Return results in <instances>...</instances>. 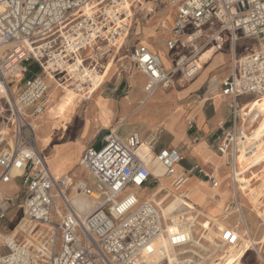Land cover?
Returning a JSON list of instances; mask_svg holds the SVG:
<instances>
[{
    "label": "built area",
    "instance_id": "2783aa9c",
    "mask_svg": "<svg viewBox=\"0 0 264 264\" xmlns=\"http://www.w3.org/2000/svg\"><path fill=\"white\" fill-rule=\"evenodd\" d=\"M130 1L0 0V95L10 79L27 71L28 63L39 69L22 79L0 138V185L18 179V206L29 223L26 231L19 229L10 239L3 238L0 229V246L5 249L0 251V264H172L173 254L189 240V225L183 221L178 229H169L171 218L161 208L165 199H186V181L192 176L204 178L211 187L218 184L197 163L183 167L179 148L156 149L158 130L145 139L150 150L145 158L138 152L143 142L138 132L121 138L108 129L98 148L90 144L83 151L79 166L87 172L86 178L53 175L38 147L30 118L46 109L48 78L87 100L105 69L104 47L120 46L129 32ZM168 3L175 13L165 45L188 52L183 62L177 55L166 69L146 46L132 47V62L145 76V98L175 81L192 79L198 71L192 62L199 46L211 44L221 50L226 40L233 43L227 70L217 86L219 95L228 98L230 114L214 133L212 146L235 178L239 156H250L264 143V130L253 134L264 119V0ZM206 26L212 31L206 32ZM240 38H253L256 44L237 55L235 44ZM188 125L191 128L193 121ZM151 157L162 167L170 187L157 202L141 198L138 192L150 184L160 185L159 176L148 165ZM13 171L18 173L12 175ZM82 199L91 204L81 206ZM12 202V195H0V223ZM233 210L240 212L236 198L224 207L225 213ZM212 231L220 248L239 240L234 228L213 225ZM215 259V254L205 253L206 264H218ZM180 264L190 263L182 259ZM230 264L243 263L239 258Z\"/></svg>",
    "mask_w": 264,
    "mask_h": 264
},
{
    "label": "crops",
    "instance_id": "0c3cea01",
    "mask_svg": "<svg viewBox=\"0 0 264 264\" xmlns=\"http://www.w3.org/2000/svg\"><path fill=\"white\" fill-rule=\"evenodd\" d=\"M135 45L136 44H132L131 46L133 47ZM141 45L147 46L146 44H142V41ZM147 48L154 52L159 59L161 54L166 57L168 65L165 66L161 62L164 68L170 69L173 66V62L170 63L169 58L162 49L154 47L149 48L148 46ZM174 60L175 58L173 61ZM136 72L137 73L133 74L130 78L129 83L122 84L121 80H117L116 83L112 84V88H104L101 90L100 94H98L99 87L93 95L87 98V100H84L80 106L76 107L71 116V120L68 122V126L63 128H67L64 132H61L60 130L53 131L51 127L52 123L50 122L43 123L41 125L38 131L39 137L44 138L49 134L52 135L49 146L44 150H40L44 157L47 156L46 162L51 173L55 176L71 174L75 177H82L79 176L81 173L82 175L86 174L87 177L88 174L79 166V161L83 151L90 144H94L95 141L102 136L100 133L101 130H108L111 128L115 130L121 138H125L131 132L136 131L139 133L141 138L146 140L150 138V135L154 131L158 130L159 139L155 145L156 149L161 147L179 148L184 156L186 165H190V163H197L201 165L203 169L212 173L217 178L219 183L216 188H213L207 182L199 181L198 177L192 176L190 177V181L187 186H185V189L188 188L186 199L166 198L165 203L161 206V208L164 216H169L171 218L169 229H176L181 225V223H183V221H185L189 225L188 236L190 234V237H192V225H195L200 228L202 233L205 235L210 234V236L217 242V235L212 231L213 225L216 224L219 228H234L237 230L238 235L245 234V238L240 241L238 240L236 244L230 245L226 249L224 248L225 250L221 256H216V254L220 253L222 250L219 249L220 246L217 242L218 246L212 249L208 248L207 251H203V255L199 254L198 258L201 261L205 260V253L209 252L211 254H215V260H217L218 264H230L233 260L239 258H241L243 264H246L245 258L247 253L254 252L258 257V263L264 264V260H262V258H260L252 249L249 250L243 257H236L232 259L233 252L238 249V247H244L250 243V237H252L258 244V247L264 256V251L262 250L264 245V224L262 229V226L256 223V218L253 213L250 210H246L243 211L245 214L244 221L246 223V227L244 229V226L240 224L242 229L241 231H238L237 226L232 224L233 221H231L230 218L235 217L237 214H240V212L236 210H233L230 213L224 212L225 216L222 212L225 205L231 201L234 184L230 181L229 167L225 164L223 157H220L212 146V139L214 133L218 129V126L229 117L230 109L226 103L228 98L221 97L216 93L213 94L210 90L207 91L206 94L200 96L199 100L187 99L178 96L168 99L162 98L161 96L157 98H145L144 95L141 97L138 93L132 94V83L135 81L139 71L137 70ZM144 83L145 80L141 85L142 91H144ZM122 86L127 88V91L124 92V88H120ZM118 93H120V96H118ZM243 99L244 98L241 100ZM6 109V111L9 112L8 108ZM2 112L4 111H0V138L2 136V131L5 130L7 124L5 117L1 115ZM190 120L193 121V126L191 128L188 125ZM124 126L126 129L122 130ZM263 130L264 129H260L258 135H260ZM119 131H121V133H118ZM255 131H253L254 135ZM145 150L148 153L150 152L149 149L142 148L139 154ZM263 153L264 144H262L261 147H259V149H257V151L250 156L245 157L243 154L239 156L238 169L246 168L247 171L245 170L240 176L237 175L234 178L236 181L238 197L241 194L240 186L254 176L255 171H252V169L258 165L261 166V169H258V171L264 169V165L262 166L264 159L259 163H256L253 167H248ZM149 161V167L155 171L153 175L159 176V178H161L164 182L166 181L165 183H168V178L160 174L162 168L157 166L156 161H153L152 157ZM222 163L226 165L228 170L225 174L218 175L216 167ZM180 167L181 165L179 168ZM242 176H245L246 178H243ZM12 186H14V182L1 184L0 195H3L2 197L9 195L3 192L6 188H10ZM17 189L19 190L18 187ZM141 189L145 192L143 199L148 201L157 202L164 196L162 193H158L157 187L152 184ZM146 189L148 191H146ZM188 197H192L194 202L189 201ZM168 200L173 201V203H169L170 201ZM242 209L244 210L243 206ZM248 212H251L250 219L248 217ZM181 213H184V215L190 217V219L186 220L185 216ZM178 214L183 215V218L179 219L181 216ZM213 219H217L218 222L214 223ZM234 219H238V217ZM201 226L211 229L206 231L202 229ZM188 241L196 243L193 237ZM198 245H200L199 249H204L200 242ZM244 250H246V248H244ZM229 258H231L230 261ZM182 259H185V261H188L190 264H198L190 257Z\"/></svg>",
    "mask_w": 264,
    "mask_h": 264
},
{
    "label": "rangeland",
    "instance_id": "374dc122",
    "mask_svg": "<svg viewBox=\"0 0 264 264\" xmlns=\"http://www.w3.org/2000/svg\"><path fill=\"white\" fill-rule=\"evenodd\" d=\"M149 3L153 4L155 7V15L152 17L150 23L146 24L142 19V17L148 18V17H150V15L144 16V14H142V12H140V9H139L140 4H136L134 7H132L133 16H132V20L130 22L129 32L127 34V37L124 39V42L121 44L120 47L117 46L115 48H110V49L105 48L107 51L105 50V54L103 55L102 60L104 62V66L110 65V68L108 70V74L102 80V81H104V80L105 81L100 86V88L98 90V94H100L101 90L104 88H106V89L112 88L113 87L112 84L116 83L117 80H121L122 84L123 83H129L132 75L137 73L136 72L137 70H136L135 66L133 65V62L131 59V49H132L131 45L132 44H136V45L141 44V41H142V44H146L149 48L154 47L157 49H162L164 51V53L166 54V56L169 58L170 63L173 62V59L176 58L177 55L181 54L180 55V57H181L180 61L183 62L182 56H184L188 52V49H185V51H183V52H181L179 49L169 50L165 47V44H164L166 42L167 38H169L171 36L169 29L171 27V24L173 21V16L175 13L174 7L172 9H170L168 16H167L168 22H166L165 21V19H166L165 18V11H164V13H162V11L160 9H164L165 7H169L168 0H149V1H145V4L143 3L144 5L142 4L140 7H144L146 4H149ZM204 28L206 29V32H210L213 29L212 27L208 28L207 26ZM206 32H205L204 36H206ZM224 35L227 37L226 33ZM201 39H203V38H201ZM255 44H256V40H254L253 38H240V39H238V41L235 44V49H236L237 55L244 53V51L246 50L245 48H250ZM210 45L211 44L203 45L202 47L198 45L199 46L198 47L199 53L198 52L196 53V56L194 57V59H196L197 56ZM231 50H232V46H231L229 40H226V42H224V44H223L222 49L220 51H217L214 55V58H212V60L208 64H205L203 69L200 70V72H198L197 75H195L192 79H190L189 81L184 82V83L180 82V81H177V82L175 81L174 84L166 90L165 89L164 90L158 89L151 96V98H157V97L161 96L162 98L168 99V98H171L174 96H178V97H184L187 99H198L199 100L200 96H202L203 94H206L207 91H209V90L211 91L218 86L220 79L223 77L224 73L227 70L228 60L230 58ZM84 54H86V52H84ZM160 59H161V62L163 63V65H165V66L168 65L166 57L164 55L161 54ZM38 72L39 71L37 69V65L35 63L31 62V63L27 64V71L23 75L18 73V74H16V78L10 79L9 80V84H10L9 87H10L11 97L12 98L16 97L18 89L20 88L21 83H22L21 79L28 78V77H30V76L34 75L35 73H38ZM178 77H179V74L177 73L175 78H178ZM144 80H145L144 75L138 72V74L135 78V81L132 83V87H133L132 88V94L138 93L141 97H143L145 95V92L141 90V85L144 82ZM120 88L123 89L124 87L122 86ZM126 89L127 88H124V92L127 91ZM52 90L54 91V93L52 95L48 96V92H50ZM48 92L46 95V109L44 111H42L41 114L34 117L33 119L30 118V122H33V125L35 127L36 136L38 135V131L44 122L45 123H49V122L53 123L54 120L60 116V113L62 112L63 108L67 104L69 94H71L70 91H66L60 87H56V83H54L53 81H51L49 83ZM71 92H73V91H71ZM218 92H219V90H218ZM93 93H95V92H93ZM93 93L91 95H93ZM122 95H124V94H122ZM118 96H120V93H118ZM246 98H249V97H245V99ZM81 104H82V102H81ZM8 107H9V103L7 102L6 98L1 97L0 98V111H4L1 113V115L5 117L6 121L8 120V117H9V115H8L9 112L6 111L7 110L6 108H8ZM31 111H32V109L29 108L26 112L29 114ZM66 129H61L60 131L64 132ZM125 129H126V127L124 126L122 128V130H125ZM256 129H258V130H256L254 133L257 136L260 132V129H264V119L260 122L259 126ZM106 131H107V129L101 130L100 133L103 135ZM121 131H119L118 133H121ZM93 145L98 148L100 146V138L97 141H95V143ZM42 149L44 150L45 148H42ZM145 151L141 152V155L144 156L145 158H148V154H147L148 152L147 151L145 152ZM185 163H186L185 160H183L181 165L183 167L188 166ZM190 164H193V163H190ZM263 165H264V163H262V166ZM258 169L259 170L261 169L260 165H258L257 167H254L252 169V171H255L254 176L252 178H250L248 181H246V183H243L242 186H240L241 194L239 196V200L241 202V210L242 211L250 210L253 213L254 217L256 218V223L260 224V226H262V229H263V223H262L263 220L261 219L262 216H260V215L264 214V190H263V195L257 197L256 200H254V199L252 200V197H251V191L253 190V188L256 189L258 186L259 187L261 186L262 189H264V169H262L261 171H258ZM227 170H228V168L226 167V165L224 163L219 164L216 167V171H217L218 175L225 174L227 172ZM151 171L153 173H155V171H153L152 169H151ZM206 171H208V170H206ZM160 174L163 176V169H161ZM79 176L86 178V174L82 175L80 173ZM245 176H242V177L246 178ZM200 179L204 180V178H202V177H200ZM200 179H198V180H200ZM18 184H19V181L17 179V180H15L14 186H12L10 188H6L5 191L3 192L5 194L12 195V198H13V202L10 203V209L8 211H6V217L0 223V229L3 233V235H5V234L7 235L9 233H14V235H15V233L17 231H19V229L20 230L23 229L26 231L28 228V226H27L28 223L25 220V218H23L22 211L20 210V208L18 206L19 202H20V198H21V193L17 189ZM161 185H163V184L161 183ZM157 189H158V193H161L164 189L166 190L164 185L158 186ZM146 191H148V190L146 189ZM144 195H145V192H143L142 189L139 190V196L141 198H144ZM193 200L194 199L192 197L189 198V201L194 202ZM168 201H170V200H168ZM231 201H233L232 198H231ZM169 203H173V201H170ZM242 206L244 207V210L242 209ZM223 210L224 209H222V212L224 213ZM251 212H248L249 219L251 218ZM181 214L184 215V213H181ZM181 214H178L181 216V218H179V219L183 218L182 217L183 215H181ZM184 216H185L186 220L190 219V217H187L186 215H184ZM224 216H225V213H224ZM244 216H245V214H244ZM236 217H238V219H234ZM197 220H199V219H197ZM230 220L233 221L232 224H235V226H237L238 231H241L242 226L240 224L243 225V223H242V220L240 218V214H237L233 218L231 217ZM213 221H214V223L218 222L217 219H213ZM201 233L202 232L200 231L199 227L192 225V237H193L194 241H196V243L192 242L193 240L190 242L187 241L185 246L176 250V252L173 254V257L171 258L172 264H180L179 261H181L182 258H186V257L192 258L198 264H206L204 262V260L201 261L198 258V255L199 254L203 255V253H204L203 251H207L208 248H211V249L215 248L216 246H218V244L213 239V237L210 236V234L205 235L204 233H202V234ZM244 235H242V234L239 235V241L242 240L243 238H245ZM24 237L27 238L26 235H24ZM192 237H190V234H189V240ZM199 242L204 247L203 250L199 249V247H200V245H198ZM255 246L257 248H259L257 243H255ZM244 248H246V250H244ZM219 249H222V250L220 251V253H217L216 256H221V254L225 250L224 248H219ZM251 249L256 252V250L254 249V246L250 243H248L247 246L245 245L244 247H238V249H236L233 252L232 259L236 258V257H243ZM262 250L264 251V245L262 247ZM0 251L5 252V249L2 246H0ZM260 252L262 254V251H260ZM230 260H231V258H229V261ZM245 263L246 264H259L257 255H255L254 252L247 253V256L245 258Z\"/></svg>",
    "mask_w": 264,
    "mask_h": 264
},
{
    "label": "bare ground",
    "instance_id": "6f19581e",
    "mask_svg": "<svg viewBox=\"0 0 264 264\" xmlns=\"http://www.w3.org/2000/svg\"><path fill=\"white\" fill-rule=\"evenodd\" d=\"M130 5L132 6V7H134L136 4H140V6L144 3L145 4V2H141V3H138V2H135L134 0H131L130 1ZM143 4V5H144ZM139 6V9H140V12H142V14H144V16L145 15H150V17H148V18H144V17H142V19H143V21L146 23V24H149L150 23V21H151V19H152V17L155 15V7H154V5L153 4H146L144 7H140ZM173 8V6L169 3V7H165L164 9H160L161 11H162V13H164V11H165V21L166 22H168V20H167V16H168V13H169V11H170V9H172ZM137 9V8H136ZM144 24V23H143ZM145 24V25H146ZM166 26V25H165ZM128 34V33H127ZM127 34H126V36L123 38V41H122V43L124 42V39L127 37ZM121 43V44H122ZM121 46V45H120ZM120 46H118V47H120ZM105 48H107L106 46L104 47V49ZM234 49V47H233V43H232V50ZM106 50V49H105ZM151 51V50H150ZM216 51H220V50H216L215 49V47H213L212 45H210V46H208L205 50H203L198 56H197V58L196 59H194V62H192V65H196V67H197V69H198V71H197V73L200 71V70H202L203 69V67H204V65L205 64H208L211 60H212V58H214V55H215V53H216ZM197 52H198V50H197ZM199 53V52H198ZM161 61V60H160ZM107 66V65H106ZM105 66V69H104V71H103V73L99 76V81H100V83L98 84V85H95L94 86V88H92L91 90H90V96H91V94L93 93V92H96L97 90H98V88L102 85V83H103V78L108 74V70H109V68H110V65L109 66H107L106 67ZM18 74V73H17ZM51 81H53L54 82V80H53V78L52 77H50V78H48V83H50ZM57 87V86H56ZM63 90H66V91H70V93L71 94H69V98H68V101H67V104H66V106L63 108V110H62V112L60 113V116L57 118V119H55L54 120V122L52 123V129H53V131H55V130H61V129H63V128H65V127H67L68 126V122L71 120V116H72V114L74 113V111H75V109H76V107H78V106H80V104H81V102H83L84 101V99H83V96L81 95V94H79V93H77V92H75L72 88H66V87H64V88H62ZM2 91H1V94L2 95H0V98L1 97H5L6 98V100H7V102L9 103V107H8V110L10 109V104H11V102H12V97H11V92H10V87L8 86L7 88L6 87H2V89H1ZM71 91H73V92H71ZM54 93V91L52 90V91H50V92H48V96L49 95H52ZM211 93H216V94H219V92H218V89L217 88H215V89H213V90H211ZM89 96V97H90ZM88 97V98H89ZM11 100V101H10ZM10 111V110H9ZM45 123V122H44ZM52 131V132H53ZM36 139H37V143H38V147H39V149L40 150H42V148H47L48 146H49V144H50V142H51V139H52V135H48V136H46V137H44V138H42V137H39V135H37L36 136ZM39 140V141H38ZM142 148H147V149H149L148 148V145H147V143H146V141H145V139H143V142H142V144H141V146L138 148V152H140V150L142 149ZM264 159V153L259 157V158H257L255 161H253V163L251 164V165H249L248 167H253L254 165H256V163H259L260 161H262ZM45 161H46V157H45ZM47 163V162H46ZM50 163V162H49ZM157 164V163H156ZM157 166H159V167H161L160 165H158L157 164ZM150 168V167H149ZM162 168V167H161ZM246 170V168H240L239 169V172L235 175V176H240L244 171ZM150 171H151V169H150ZM154 171V170H153ZM247 171V170H246ZM16 173H18V172H16V171H13L12 172V175H16ZM151 173L153 174V172L151 171ZM210 174H212V173H210ZM213 175V174H212ZM233 179L234 178H232V176H231V173H230V181H231V183L232 184H234V190H233V194H232V200L234 201V199L236 198L237 199V202H238V204L240 205V218H241V220H242V223H243V226H244V229H245V227H246V223H245V221H244V213H243V211L241 210V202H240V200H239V197H238V193H237V189H236V183H234L233 182ZM237 179V178H236ZM159 180H160V185L159 186H165V188H166V190L169 192L170 191V187H169V183H164V181L162 180V179H160L159 178ZM190 181V178H188L187 179V181H186V186H187V184H188V182ZM199 181H203V180H199ZM218 181V180H217ZM234 181H235V179H234ZM204 182V181H203ZM205 182H207V181H205ZM236 182V181H235ZM161 183L163 184V185H161ZM219 185V183L217 184V186ZM216 186V187H217ZM216 187H213V188H216ZM255 188H253V190L251 191V197H252V200L254 199V200H256L257 199V197H259V196H261V195H263V190L264 189H262V187L260 186V187H258L257 189H255ZM186 194L188 193V188L186 189V192H185ZM1 197H2V195H1ZM148 201V200H147ZM79 204L81 205V206H89V204H91V202H89L88 200H85V199H82V200H80L79 201ZM260 216H262V220H263V224H264V214H261ZM26 220V219H25ZM27 221V220H26ZM27 223H28V221H27ZM27 226L29 227V223L27 224ZM248 232V231H247ZM14 236V233H9V234H5V235H3L2 237L3 238H6V239H10V238H12ZM255 241L252 239V237H250V244H252L253 246H254V249L256 250V253L259 255V257L260 258H262V260H264V257H263V255L261 254V250L259 249V248H257L256 246H255ZM258 251V252H257ZM260 252V253H259Z\"/></svg>",
    "mask_w": 264,
    "mask_h": 264
},
{
    "label": "trees",
    "instance_id": "16d2710c",
    "mask_svg": "<svg viewBox=\"0 0 264 264\" xmlns=\"http://www.w3.org/2000/svg\"><path fill=\"white\" fill-rule=\"evenodd\" d=\"M37 69H38V67H37ZM38 71H39V69H38Z\"/></svg>",
    "mask_w": 264,
    "mask_h": 264
}]
</instances>
